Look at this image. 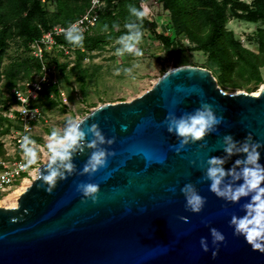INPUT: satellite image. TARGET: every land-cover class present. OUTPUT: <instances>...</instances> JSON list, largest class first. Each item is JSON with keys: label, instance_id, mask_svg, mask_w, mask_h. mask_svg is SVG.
I'll return each instance as SVG.
<instances>
[{"label": "water", "instance_id": "1", "mask_svg": "<svg viewBox=\"0 0 264 264\" xmlns=\"http://www.w3.org/2000/svg\"><path fill=\"white\" fill-rule=\"evenodd\" d=\"M203 102L224 122L177 154L180 138L168 132L165 117L191 113ZM84 118L82 127L98 123L106 140H113L98 145L110 153L106 166L85 173L94 149H77L73 170L58 164L66 178L48 192L38 179L48 163L43 164L17 208L0 207V264H264V251L233 235L228 223L233 214L243 215L248 198L240 203L218 198L206 176L211 156L224 157L226 169L243 158L223 151L226 134L242 140L251 133L264 141V85L258 95L227 93L209 70L178 66L141 96L104 104ZM260 151L264 164V148ZM241 182L229 177L224 184ZM87 183L99 185L98 202L79 190ZM187 184L207 198L200 213L185 210L181 189ZM212 227L226 237L218 249ZM201 237L208 239V252Z\"/></svg>", "mask_w": 264, "mask_h": 264}, {"label": "rangeland", "instance_id": "2", "mask_svg": "<svg viewBox=\"0 0 264 264\" xmlns=\"http://www.w3.org/2000/svg\"><path fill=\"white\" fill-rule=\"evenodd\" d=\"M216 1H224L226 5V32L232 34L242 49L259 55V60L254 59L252 55H246L250 63L235 58L233 71L229 75L220 66L212 64L214 61L210 58L209 51L201 48L205 46V42L192 40L193 35L196 40L208 35L210 26L204 28L199 35L183 29L182 15L178 13L173 16L164 1L159 0V3L155 4V0H143V3L141 0H135L136 5L132 7L141 9L143 4V7L148 9V15L144 18L153 26V29H141L143 35L136 47L143 54L136 56L133 53L116 54V50L121 47L119 38L128 34L124 32V22L117 27L114 36L109 35L111 31H106L96 24L90 31L82 33L83 38L94 41L83 42L81 45L66 43L65 32L61 33L59 30H66L86 13V0H40L44 6L41 13L43 16L40 14L41 16L30 23V27L36 29L35 34L29 30L27 32L24 28L19 29L16 20L0 24V39L2 34L5 36L0 41V64L3 68L17 64L26 68L10 81L15 82L11 89L6 87L5 83L3 85L2 78L0 115L3 117L5 95L9 96L17 88L26 90V84L29 82L38 83L42 86L41 96L45 99L44 102L51 100L56 103H52L53 106L49 102L50 108H45L48 121L46 130L57 128L62 132L67 118H84L107 103L130 102L151 89L163 74L178 66L209 70L218 86L227 93L258 95L264 85V51L261 48L264 18L258 19L257 22L250 21L248 11L239 4L242 2L250 6L249 10H254L255 0ZM117 5L108 10L113 14L118 13L116 16L121 14L132 17L127 8L123 9L121 4ZM99 37L102 39L95 41ZM255 63L258 64L257 68L254 67ZM258 74L261 75L260 81L256 79V76H260ZM63 98L67 99V105L59 103ZM39 130L44 131L45 127ZM0 131L1 137L3 122L0 124ZM46 143L47 138L43 146ZM16 190L13 189L4 195V199L0 198V207H4L6 197Z\"/></svg>", "mask_w": 264, "mask_h": 264}, {"label": "clouds", "instance_id": "3", "mask_svg": "<svg viewBox=\"0 0 264 264\" xmlns=\"http://www.w3.org/2000/svg\"><path fill=\"white\" fill-rule=\"evenodd\" d=\"M129 12L138 20H142L148 15V9L143 5L141 9L130 6ZM125 27L129 31L128 34L119 38L121 47L116 50V54L142 55V51L136 47L143 35L141 26L137 23H128ZM65 39L69 43L81 45L83 35L77 26L72 24L65 30ZM125 71L129 70L125 69ZM168 76L169 74H166L164 80ZM177 87L181 86L178 85ZM193 87L195 88V86ZM165 119L168 122V132L174 133L180 138V146L175 149L177 154L190 141L204 140L206 136L218 131V126L224 122L223 117L218 115L213 105L208 102L201 103L191 113H184L180 117L169 114ZM86 120L87 118L80 116L69 117L66 119V126L62 132L57 128H52L48 134L47 143L44 146L48 153V164L45 167L46 171H41L38 177L43 184L48 185L46 188L48 192L52 191L58 179L66 178L60 167L57 166L58 164L62 165L69 173L73 170L72 157L73 152L77 149L81 152L85 147L94 149L83 169L85 173L95 172L106 166L107 156L110 153H106L98 145H103L106 142L111 144L113 140H106L98 123H93L86 129L82 127ZM121 127L122 129L126 128L125 125ZM89 134L94 137L92 140L86 139ZM223 141V151L228 157L243 154V158L236 159L233 166L226 169L224 157H209L206 171L207 179L210 181L209 191L230 203H240L242 198H248L247 202L242 205L243 215L233 214L228 223L233 230V235L242 236L254 249L264 251V164L261 163L262 154L260 151L261 148H264V141L254 139L251 133L242 140H236L232 134H226ZM21 148L27 158V165L36 163L38 158L36 141L25 136ZM40 150L43 151V148ZM229 177L233 181L242 182L235 186L231 183L224 184L225 179ZM78 188L93 203L98 202L99 185L87 183L78 185ZM181 191L185 195V210L200 213L207 202V198L201 196L191 184L185 185ZM180 219L187 222V217L181 216ZM209 232L213 244L217 245L218 249L219 245L226 241L224 233L215 227L210 228ZM200 245L203 251H209L207 237H201Z\"/></svg>", "mask_w": 264, "mask_h": 264}, {"label": "trees", "instance_id": "4", "mask_svg": "<svg viewBox=\"0 0 264 264\" xmlns=\"http://www.w3.org/2000/svg\"><path fill=\"white\" fill-rule=\"evenodd\" d=\"M108 6L101 12L100 19L97 24L106 31H111V36L116 35V29L118 26L122 25L124 22L125 24L128 23H137L142 28L153 29L152 24L143 18L142 20H138L136 17L132 16L131 18L127 17L126 15L116 16L118 13L113 14V12L109 11L110 8H115L113 3L114 0H104ZM139 1V0H136ZM164 1L165 5L169 9H171L173 16L177 15L178 13L182 15L184 19V23L181 25L183 29L187 31H191L194 34H201L204 28L210 26L208 35H205L200 40H196L195 35H193L192 40L201 42H205V46H201V48L209 51L210 58L214 61L212 64L216 66H220L226 74H230L233 71V67L235 65V58L243 59L247 62L248 59L246 55H252L254 59H258L259 55H254L246 50L242 49L240 44L236 42L232 36L226 32L224 27V22L226 21V12L224 1L218 2L216 0H161ZM232 2V1H229ZM135 0H123L118 3L117 6L121 4V8H127L129 10L130 6H134L136 4ZM90 0H86V6L89 7ZM244 10L248 11V16H250V21L257 22L258 19L264 18V0H255V9L249 10L248 5L239 2ZM44 7L40 0H0V24L4 25L5 22L10 20H16L15 22L18 25V28H24L27 32L36 33V29L33 27L31 28V24L33 20L39 16H43V9ZM26 13V15H24ZM45 13V12H44ZM63 13V11H62ZM41 14V15H40ZM122 19V20H121ZM180 24V23H179ZM180 26V25H179ZM124 32H128L126 30ZM5 36L0 39L3 40ZM102 39V37L96 38L95 41ZM206 40V41H204ZM66 41V40H65ZM94 40H89L88 38H83L84 43H89ZM82 42V43H83ZM66 43H69L66 41ZM72 44V43H70ZM2 47V42L0 43ZM0 47V51L2 48ZM261 48L264 51V32L261 38ZM1 59V57H0ZM250 63V62H249ZM257 63L254 64V67L257 68ZM26 68L20 64L17 65H9L8 67H4L0 64V83L2 82L3 78V85L5 83L6 87L13 88L15 82L11 83L10 81L14 79V76H18ZM257 74V71H256ZM260 75V74H258ZM256 79H261L260 76H256ZM6 80V81H5ZM46 93H44L45 95ZM41 98H43L41 96ZM40 98V99H41ZM44 98L40 101L42 108H50L49 102L51 105H55V102L51 100L48 102H44ZM1 102V101H0ZM4 102V97H3ZM53 103V104H52ZM58 104V103H57ZM44 105V106H43ZM53 105V106H54ZM46 106V107H45ZM4 126V122H7L4 117L0 115V124ZM2 132V131H0ZM6 130L3 129V133ZM1 135V133H0ZM3 145L0 142V153H3Z\"/></svg>", "mask_w": 264, "mask_h": 264}, {"label": "built area", "instance_id": "5", "mask_svg": "<svg viewBox=\"0 0 264 264\" xmlns=\"http://www.w3.org/2000/svg\"><path fill=\"white\" fill-rule=\"evenodd\" d=\"M42 1L45 2V0ZM120 1L123 0H114L112 4L116 5ZM141 2L143 3V0ZM158 3L159 0H155V4ZM105 7L104 0H90L86 13L74 23L81 33L90 31L98 23ZM59 32L64 33L65 30H59ZM41 93L42 86L40 84L29 82L26 84V90L17 88L9 96L5 95L3 117L7 123L4 124L3 129L6 132L0 137L4 149L3 153H0L1 199L11 190L20 188L25 181H33L37 177L40 167L48 163L47 151L43 144L50 131L46 130L48 121L46 111L41 106ZM59 103L67 105V99L63 98ZM42 127H45L44 131L39 130ZM25 136L36 141L38 158L32 165H27V158L21 148ZM41 148L43 151L40 150Z\"/></svg>", "mask_w": 264, "mask_h": 264}, {"label": "bare ground", "instance_id": "6", "mask_svg": "<svg viewBox=\"0 0 264 264\" xmlns=\"http://www.w3.org/2000/svg\"><path fill=\"white\" fill-rule=\"evenodd\" d=\"M31 183L32 181H25L20 188H18L14 193L6 197L3 202L4 207L17 208L20 196L26 191V189L31 185Z\"/></svg>", "mask_w": 264, "mask_h": 264}]
</instances>
